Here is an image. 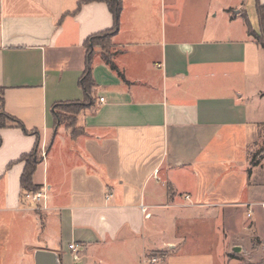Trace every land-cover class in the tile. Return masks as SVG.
I'll use <instances>...</instances> for the list:
<instances>
[{
  "label": "crops",
  "instance_id": "1",
  "mask_svg": "<svg viewBox=\"0 0 264 264\" xmlns=\"http://www.w3.org/2000/svg\"><path fill=\"white\" fill-rule=\"evenodd\" d=\"M81 1L0 0V110L28 131L0 129V264H35L37 251L59 264H244L221 222L240 238L245 217L222 209L252 218L264 204L261 162L247 173L264 142V49L249 34L264 0H123L111 49L124 78L95 54V104L73 135L54 106L84 100L86 42L113 27L105 3ZM37 145L47 211L21 187Z\"/></svg>",
  "mask_w": 264,
  "mask_h": 264
},
{
  "label": "trees",
  "instance_id": "2",
  "mask_svg": "<svg viewBox=\"0 0 264 264\" xmlns=\"http://www.w3.org/2000/svg\"><path fill=\"white\" fill-rule=\"evenodd\" d=\"M105 3L110 14L113 17V27L105 32L99 33L90 37L86 42L87 47V54H86V63H85V70L80 78L79 86L84 94V100L82 102H66V103H58L54 106L53 114L56 122V127H60L64 122L61 119V111L62 108H73L74 110L70 113V117L73 124L69 127L72 130V134L76 135L79 131L75 128L76 125V116L86 109L87 107L95 104L94 98V90L97 86L95 79L93 77V59L96 53V48L100 47V55L102 61L107 65L112 71H115L118 76L124 78L123 74L117 67L114 61V54L111 50V45L109 42L111 39L117 35L120 29V20H121V13L123 10V0H82L79 3V7L84 4L89 3ZM257 15L259 18V24L261 28V35L255 34L251 29H249V34L254 36L257 43L264 49V6H257ZM247 20V18H246ZM248 21V20H247ZM3 101L1 99L0 108L2 107ZM15 127L21 129L24 133H28L24 125L17 120L16 118L5 114L3 111L0 110V129ZM67 128V129H69ZM33 134H37L36 132ZM2 140L0 138V146ZM38 145L34 148V150L28 154L24 155L21 158V161L25 163L24 172L21 177V187L23 190V197L25 193L30 192H39L40 186H37L33 183V176L37 170L38 164L41 162V157L39 153ZM262 154L260 159H264V142L261 147L259 153L255 154L252 158L250 163V168L247 169L248 176L250 177L252 174L253 167H257L260 165V160L257 161V158Z\"/></svg>",
  "mask_w": 264,
  "mask_h": 264
},
{
  "label": "rangeland",
  "instance_id": "3",
  "mask_svg": "<svg viewBox=\"0 0 264 264\" xmlns=\"http://www.w3.org/2000/svg\"><path fill=\"white\" fill-rule=\"evenodd\" d=\"M111 42H112V39L111 41L109 42V44L111 45ZM112 50V49H111ZM101 51V48L100 47H97L96 48V53L100 52ZM95 53V54H96ZM74 109L73 108H62L60 109L61 111V119L62 121L64 122L62 125L65 126L66 128H69L73 122L71 120L70 117V111L72 112ZM69 130H71L69 128ZM259 144V147L258 145L254 147L253 151H259V148L261 147L262 145V141ZM262 156V154H261ZM260 160L261 162V168L263 169L264 171V159H260V157L257 158V161ZM264 174H261L260 177H257L256 179H264ZM227 209L229 208H223L222 209V214L225 215L227 214H237L239 217H245V221L247 222L246 223V226L248 227L249 229V233L247 235H240V238H231V229H228L227 226H230L231 224L228 223V221H224V222H221L223 225L225 224L226 225V228L228 230V233L227 235L230 236V240L229 242L231 241L232 244H230L228 246V250L232 252L231 248L232 246H238L241 248V252L240 253H235V252H232L231 254H233V257H240L244 260V264H264V204L261 206V207H255L254 208V216L252 218H246V212L247 210L245 209V207L242 206V208L239 209V212L236 213L232 210H229L227 211ZM165 210H168V209H165ZM231 211V212H230ZM232 213V214H231ZM250 213V211H249ZM172 216H175L178 214V212H171L169 213ZM224 218H222L223 220ZM245 224V223H244ZM225 228V227H224ZM230 242V243H231ZM162 254H164L163 252H156L155 253V256L159 257L161 256ZM220 264H221V261H219ZM235 264V263H234Z\"/></svg>",
  "mask_w": 264,
  "mask_h": 264
},
{
  "label": "built area",
  "instance_id": "4",
  "mask_svg": "<svg viewBox=\"0 0 264 264\" xmlns=\"http://www.w3.org/2000/svg\"><path fill=\"white\" fill-rule=\"evenodd\" d=\"M101 102H104L103 98H101ZM109 197L110 195L107 196V198ZM24 199L28 202L33 203L37 211H47L49 209L48 207L49 198L47 191L45 189L42 191L40 190L39 192H30V193L27 192L24 194ZM141 210L147 217L150 216V214L147 213L146 207L141 206ZM69 248L75 250L76 247L75 245H70Z\"/></svg>",
  "mask_w": 264,
  "mask_h": 264
},
{
  "label": "water",
  "instance_id": "5",
  "mask_svg": "<svg viewBox=\"0 0 264 264\" xmlns=\"http://www.w3.org/2000/svg\"><path fill=\"white\" fill-rule=\"evenodd\" d=\"M235 253H240L241 248L235 247ZM35 264H59V260L56 254L48 251H37L35 254Z\"/></svg>",
  "mask_w": 264,
  "mask_h": 264
}]
</instances>
